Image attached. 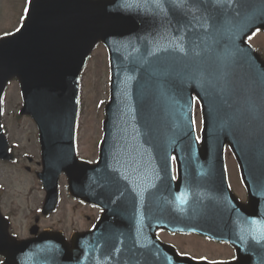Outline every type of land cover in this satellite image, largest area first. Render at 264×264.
Wrapping results in <instances>:
<instances>
[{"label": "water", "instance_id": "obj_1", "mask_svg": "<svg viewBox=\"0 0 264 264\" xmlns=\"http://www.w3.org/2000/svg\"><path fill=\"white\" fill-rule=\"evenodd\" d=\"M256 28L264 29V0H188L183 8L172 0H30L20 28L0 38V118L1 97L16 78L20 113L39 130L43 213L56 207L62 172L70 194L102 212L70 242L53 231L16 240L3 223V264H264V68L244 43ZM99 42L109 57V100L90 163L76 155L75 129L80 74ZM226 143L249 194L240 229L234 221L226 228L221 214L224 202L236 205L224 172ZM0 158L12 159L1 125ZM125 199L135 210H123ZM156 227L225 236L237 259L178 258L155 237Z\"/></svg>", "mask_w": 264, "mask_h": 264}, {"label": "rangeland", "instance_id": "obj_2", "mask_svg": "<svg viewBox=\"0 0 264 264\" xmlns=\"http://www.w3.org/2000/svg\"><path fill=\"white\" fill-rule=\"evenodd\" d=\"M16 2L17 0H0V32L15 29L18 25L22 3L21 0L17 4ZM253 36V39L251 38L253 45L264 57V32ZM103 46L102 44L96 46L80 82L81 104L77 126V149L78 155L88 160L97 158L98 142L102 138L104 105L109 96V65L107 51ZM5 93L2 125L20 156L19 161L14 164L0 161V199L4 212L11 215L13 230L18 234H28V229L34 223L36 216L39 217L40 228L62 230L67 237L76 230L89 229L100 210L71 197L65 176H60L59 179L60 197L57 210L48 216H43L40 212L45 192L35 171H40L41 167L38 168L35 162L28 163L25 158L29 155L33 160L40 161L38 131L32 118L18 114L22 100L17 82H11ZM194 115L199 132L201 115L198 103L195 105ZM227 155L228 160H233L230 153ZM25 165L32 167L33 171L28 172ZM164 237L176 243L174 239ZM186 238H182L180 243H177L182 249H192L199 254L198 251L201 250L195 249L194 246L195 243L196 246H201L199 240ZM192 240L197 242L194 241L193 244ZM228 254L229 251L224 253V255Z\"/></svg>", "mask_w": 264, "mask_h": 264}, {"label": "flooded vegetation", "instance_id": "obj_3", "mask_svg": "<svg viewBox=\"0 0 264 264\" xmlns=\"http://www.w3.org/2000/svg\"><path fill=\"white\" fill-rule=\"evenodd\" d=\"M19 1L20 0H17L16 4ZM29 1L30 0H21L22 8H21L19 18L17 20L19 22L18 25L15 27V29H8L5 31H1L0 32V38L7 36L9 34H12L13 32H15L19 29V27L21 26V24L23 23V21L26 17V13L28 11ZM25 9H27V11H25ZM15 81H16V79L13 80L12 82H15ZM200 83L204 84L205 87L210 84L209 81H203ZM17 84H18V82H17ZM18 87H19V84H18ZM4 132H5V135L7 137V130L5 128H4ZM7 139H8V137H7ZM8 142H9V148L8 149L11 152L12 161H6V162H11V164H14L17 161H19L18 159L20 158V156H18L17 151L15 150V147L13 146V144H11L9 139H8ZM227 153L231 154V157H233V160H228ZM25 158H26L28 163L35 162V164L38 168L41 167L40 161L33 160V158L29 155H27ZM0 161L3 162L5 160L0 159ZM207 164H210V162L207 161ZM171 165H172L173 179H174V181H177L178 180V173H177V163L175 160V156L171 157ZM212 165H213V163H212ZM223 165H224L225 177H226L228 188L230 190V194L232 195V197L234 199V203L237 206H240L238 213H236V208H235L236 205L234 206L232 203L224 202L223 207L221 209V214L227 216L228 219L223 218V223L225 224V227L228 228L231 226L229 224V222L234 221V228L240 229L242 224L246 227L247 223H248L245 218L241 217V211L240 210H241V208H247V205L249 203V197H248L247 189H246V187L243 183V180H242L241 171L239 168V163L235 159V157L231 151V147H229L227 145L224 146ZM25 167H26V170L28 172H31V170L33 171V168L30 167L29 165H25ZM35 172L37 173L38 171L36 170ZM129 200L130 199H125V206H123V210L125 212L128 209L135 210V208H136L137 203L135 202V204H133ZM81 203L84 204L83 202H81ZM142 210H143V206L141 207L140 211H142ZM37 212H38V210H37ZM40 212H41V210H40ZM139 215H141V214H139ZM3 223H6V226H7L6 229L8 231L9 237L15 238V239L31 238V236H32L31 228L33 226L37 227V233H39L40 231L46 230V229L59 230V229H52V228H40L39 217L36 216L34 219V223L28 229V234L26 233V235H25V234L16 233L12 227L11 215L9 213L4 212L2 202L0 199V229H1V226L3 225ZM223 229L226 230L224 227H223ZM60 231H62V230H60ZM154 235H155V237L160 239L165 245H167L169 247L173 246L179 253L184 254V255H189L196 260H207L209 262H228V261H232L236 258L235 247L230 243V240L225 236H224L225 239L217 241V240H212L206 236L199 235V234L169 232L167 230H164V229L158 228V227L155 228ZM164 236H168L169 239H174L176 241V243L172 240L166 239ZM184 237L185 238L189 237V238L199 240V242L201 243V246H196V243L194 244V241L197 242V240H192L193 244L195 246V249L201 250V251H198L199 254L192 251V249H189V250L187 248L182 249L180 244H178L177 242L180 243V240ZM186 240H188V239L186 238ZM197 245H199V244H197ZM228 251L230 252V254L224 255V253H227ZM3 259H4V257L0 253V264H2Z\"/></svg>", "mask_w": 264, "mask_h": 264}, {"label": "snow or ice", "instance_id": "obj_4", "mask_svg": "<svg viewBox=\"0 0 264 264\" xmlns=\"http://www.w3.org/2000/svg\"><path fill=\"white\" fill-rule=\"evenodd\" d=\"M172 2L176 5H178L179 7L183 8L185 5H187L188 0H172ZM204 2H207V0H204ZM25 11H27V9H25ZM257 31H259V29H257ZM253 35H255V33H253ZM249 39H251V37H249ZM183 49H181L182 51ZM199 139V138H197ZM255 222V221H253Z\"/></svg>", "mask_w": 264, "mask_h": 264}]
</instances>
